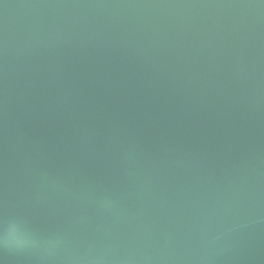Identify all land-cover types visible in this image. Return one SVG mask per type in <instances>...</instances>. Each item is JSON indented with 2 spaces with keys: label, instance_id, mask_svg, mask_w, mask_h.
Here are the masks:
<instances>
[{
  "label": "water",
  "instance_id": "1",
  "mask_svg": "<svg viewBox=\"0 0 264 264\" xmlns=\"http://www.w3.org/2000/svg\"><path fill=\"white\" fill-rule=\"evenodd\" d=\"M0 264H264V0H0Z\"/></svg>",
  "mask_w": 264,
  "mask_h": 264
},
{
  "label": "clouds",
  "instance_id": "2",
  "mask_svg": "<svg viewBox=\"0 0 264 264\" xmlns=\"http://www.w3.org/2000/svg\"><path fill=\"white\" fill-rule=\"evenodd\" d=\"M14 243V240L7 233L0 239V245L11 247Z\"/></svg>",
  "mask_w": 264,
  "mask_h": 264
}]
</instances>
